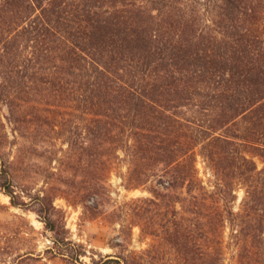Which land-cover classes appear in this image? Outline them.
<instances>
[{"label": "trees", "instance_id": "obj_1", "mask_svg": "<svg viewBox=\"0 0 264 264\" xmlns=\"http://www.w3.org/2000/svg\"><path fill=\"white\" fill-rule=\"evenodd\" d=\"M43 100L52 131L58 107L92 114L94 132L87 128L98 144L110 136L115 151L135 162L162 164L172 188L188 182L199 190L183 204L191 218L177 216L173 264H225L228 224L239 264H264V168L255 161L264 162V0H0V101L9 108L8 121L25 122L26 107ZM192 105L210 113L206 122L179 111ZM68 115L59 123L66 124L74 152L84 147L74 121L81 116ZM238 122L242 134L230 135ZM5 144L0 186L22 207L27 203L14 190L16 160ZM198 150L219 176L217 192L199 182ZM235 178L246 184L238 212L229 197ZM38 198L37 213L53 233L46 252L86 264L87 253L74 250L60 211L47 196ZM118 256L109 260L148 262L146 253ZM35 258L28 253L17 264Z\"/></svg>", "mask_w": 264, "mask_h": 264}, {"label": "rangeland", "instance_id": "obj_2", "mask_svg": "<svg viewBox=\"0 0 264 264\" xmlns=\"http://www.w3.org/2000/svg\"><path fill=\"white\" fill-rule=\"evenodd\" d=\"M49 109L44 100L32 103L26 107L25 122L11 123L7 119L8 106L0 101V142L6 143L3 149L11 160H16L12 173L17 199L27 203L14 206L0 186V264H17V259L28 253L37 259L31 264H70L69 257H52L46 252L54 242L53 233L37 213L42 207L38 198L41 196H47L64 217L74 250L87 253L81 257L82 262L92 264L97 259L117 264L109 259L118 260V255L136 252L147 254V264L158 257H165V263L173 264L177 216L180 212L191 218L183 204H188L191 194L199 190L188 182L178 189L172 188V180L163 172L162 164L135 162L130 153L115 151L110 136L105 137L102 145L98 144L87 128L89 125L94 132V126L88 123L92 114L58 107V113L53 115L57 131H52ZM179 111L188 117L195 115L201 122L210 116L203 107L193 105ZM68 113L81 116L74 121L79 124L84 147L78 144L74 152L68 151L66 124L59 123L70 118ZM231 126L230 135L242 134L241 122ZM225 131L222 128L219 133ZM19 147L22 151L17 153ZM197 153L199 182L207 190L217 192L219 176L200 150ZM255 161L259 170L264 168L261 158L255 157ZM233 183V196L229 197L238 212L246 196V184L240 178H235ZM152 191L168 196L157 198ZM224 245L225 264H239V250L229 224Z\"/></svg>", "mask_w": 264, "mask_h": 264}]
</instances>
